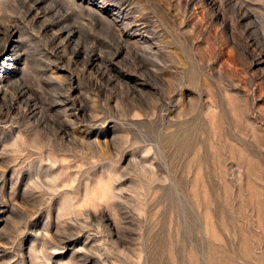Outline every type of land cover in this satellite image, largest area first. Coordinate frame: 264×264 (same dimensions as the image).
I'll return each mask as SVG.
<instances>
[{"label":"rangeland","instance_id":"rangeland-1","mask_svg":"<svg viewBox=\"0 0 264 264\" xmlns=\"http://www.w3.org/2000/svg\"><path fill=\"white\" fill-rule=\"evenodd\" d=\"M0 264H264V0H0Z\"/></svg>","mask_w":264,"mask_h":264}]
</instances>
